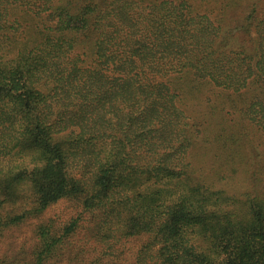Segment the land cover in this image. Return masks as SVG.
Listing matches in <instances>:
<instances>
[{
	"label": "trees",
	"instance_id": "16d2710c",
	"mask_svg": "<svg viewBox=\"0 0 264 264\" xmlns=\"http://www.w3.org/2000/svg\"><path fill=\"white\" fill-rule=\"evenodd\" d=\"M29 221L0 264H264V0H0V238Z\"/></svg>",
	"mask_w": 264,
	"mask_h": 264
},
{
	"label": "rangeland",
	"instance_id": "374dc122",
	"mask_svg": "<svg viewBox=\"0 0 264 264\" xmlns=\"http://www.w3.org/2000/svg\"><path fill=\"white\" fill-rule=\"evenodd\" d=\"M74 212V205L71 202L61 201L58 204L53 205L47 212L46 216L54 217L57 222H62L70 219ZM32 221L23 225L20 228L8 231L4 237L0 238V256L6 251L9 257H15L18 252L22 251L24 247L26 249L33 244L32 240Z\"/></svg>",
	"mask_w": 264,
	"mask_h": 264
}]
</instances>
